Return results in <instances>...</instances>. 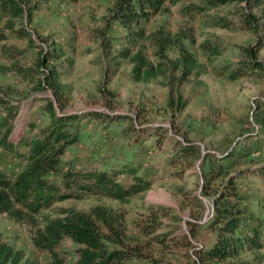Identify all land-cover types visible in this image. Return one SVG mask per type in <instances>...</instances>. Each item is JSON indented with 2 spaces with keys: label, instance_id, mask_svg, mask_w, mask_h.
Returning a JSON list of instances; mask_svg holds the SVG:
<instances>
[{
  "label": "rangeland",
  "instance_id": "rangeland-1",
  "mask_svg": "<svg viewBox=\"0 0 264 264\" xmlns=\"http://www.w3.org/2000/svg\"><path fill=\"white\" fill-rule=\"evenodd\" d=\"M19 1L26 13L15 28H24L28 35L20 39L7 31L8 39L0 43V99L17 109L12 139L35 134L29 124L39 128L48 123L42 110L48 100L59 114L98 112L116 117L106 123L83 120L79 141L68 148L60 167L72 171L135 168L151 184L144 195L125 204L83 195L38 215L23 213L19 220L0 215V242L22 254L19 264L49 263L48 251L35 245L47 222L64 219L66 212L89 213L97 208L120 216L123 243L144 254L131 264H194L193 250L215 239L209 228L213 192L232 176L241 186L240 194L247 197L242 206L248 220L264 228V178L255 174L264 165V149L249 157L260 158V164L251 165L247 159L224 163L228 166L211 184L208 195L203 193L201 176L208 156L219 158L264 143V108L260 107L264 70H248L234 81L227 77L229 71L246 67L249 59L244 50L250 47L264 65V5L248 8L240 2L210 7L207 0H165L157 13L141 21L146 38L137 47L155 65L164 64L163 74L149 82H135L131 58H118L126 46V31L110 19L114 0ZM250 16L259 21L257 27L247 29L245 21ZM158 31L176 39L198 68L183 76L173 64L178 56L174 45L160 59L149 39ZM55 44L62 45L66 55L39 68L41 54L54 51ZM208 45L219 48L220 55L210 56L205 51ZM12 47L24 53L10 59L3 52ZM49 70L58 73L59 84L64 86L62 109L53 91L39 86ZM180 144L194 147L195 155L177 161ZM0 168L14 176L22 164L7 155ZM55 181L60 184V179ZM119 182L127 186L133 179L124 172ZM160 208L176 219L157 215L158 227L144 235L140 225L154 217L152 210ZM185 237L190 246L181 244ZM77 248L64 240L54 250L71 257ZM239 260L264 264V250L246 252Z\"/></svg>",
  "mask_w": 264,
  "mask_h": 264
},
{
  "label": "trees",
  "instance_id": "trees-1",
  "mask_svg": "<svg viewBox=\"0 0 264 264\" xmlns=\"http://www.w3.org/2000/svg\"><path fill=\"white\" fill-rule=\"evenodd\" d=\"M165 0H114L111 7L112 22L119 23L126 31V46L118 54L119 59H129L133 64L131 71L135 82H149L163 74L164 64L150 61L142 50L137 49L146 38L141 27L142 20H148L157 13ZM245 2L248 8L264 5V0H207L210 7L225 6L232 3ZM24 5L19 0H0V43L6 41L7 31L17 37L28 35L24 28H15L16 22L25 17ZM259 19L250 16L246 19L247 29L257 27ZM255 24V26H253ZM158 49L160 59L165 58V51L172 45L177 46V59L173 63L175 68H181L183 76H188L198 68L192 55L183 47L178 46L176 39H170L161 31L149 38ZM54 51H47L40 57L38 67L43 68L50 61H57L66 55L62 45L55 44ZM133 49H137L132 52ZM205 51L210 56L220 55L217 47L206 46ZM8 58L21 56L24 51L16 47L5 48L3 52ZM249 59L246 67L228 72V79L234 81L247 74L248 70H264V65L256 58L253 47L244 50ZM119 66V62H116ZM224 71V69H222ZM184 78V77H183ZM44 89L53 91L60 109L65 106L62 98L64 86L59 84V75L54 70L47 71L44 81L39 83ZM2 114L0 115V161L10 155L17 159L22 168L11 176L0 168V215H8L13 219H21L23 213L38 215L50 209L53 205L70 200L80 199L83 195L103 197L122 204L128 203L135 197L144 195L150 189V182L137 175L135 168L124 167L123 170L101 171L98 169L72 171L64 170L61 165L63 156L68 148L79 141L80 123L89 119L106 123L116 120L103 113L89 112L83 115L59 114L51 100L43 107V113L48 115L49 121L45 126L36 127L29 124L30 136H22L18 140L12 139L14 133V119L17 109L6 100L0 99ZM184 105L181 103V108ZM261 108H264V101ZM155 137V135H152ZM160 145V142H157ZM263 145V146H262ZM25 152H20V149ZM264 149L260 146L247 148L243 152H229L223 157H207L201 169L203 193L208 195L211 184L219 177V173L228 164L247 159L251 165L262 163L258 157L249 158ZM195 155V148L190 145H179L175 153L177 161L188 159ZM171 163H174L171 160ZM127 172L133 182L127 186L119 182V175ZM255 174L264 178V165L255 170ZM60 179V184L55 180ZM236 177L228 178L213 192V212L209 219V228L214 230L215 239L208 245L198 246L193 250L194 264H243L240 257L246 252L264 250V228L251 223L247 218L246 208L242 203L247 199L240 194V187ZM61 220L46 223L44 229L38 233L35 240L36 247L48 251V264H131L141 259L144 254L137 247L128 248L123 243L120 231V216L104 208L92 209L89 213L66 212ZM154 217L140 225L144 235H150L159 225L157 215L170 216L165 208L152 210ZM176 219L175 216H170ZM160 239L161 237H155ZM64 240H69L78 248L68 256L56 252L54 247ZM183 246H190L188 239L180 240ZM192 259V257L188 256ZM22 254L12 247L0 242V264H19ZM34 264V263H25ZM157 264V263H155Z\"/></svg>",
  "mask_w": 264,
  "mask_h": 264
}]
</instances>
